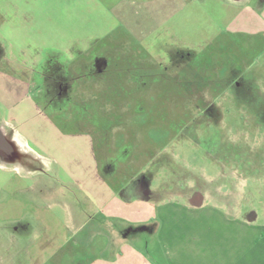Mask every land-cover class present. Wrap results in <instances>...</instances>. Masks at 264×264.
I'll use <instances>...</instances> for the list:
<instances>
[{"label": "crops", "instance_id": "1", "mask_svg": "<svg viewBox=\"0 0 264 264\" xmlns=\"http://www.w3.org/2000/svg\"><path fill=\"white\" fill-rule=\"evenodd\" d=\"M196 2L205 7L204 0H157L156 11L163 15L176 13ZM39 3L0 0V125L11 144L0 160V264H114L121 254L125 256L132 247L148 244L153 237L157 244H170L174 256L188 252V264H264V258L245 261L241 254L230 259L226 255L219 261L211 259L212 252L226 253L227 246L234 245L236 253L241 252L240 246L243 252L247 250L245 231L254 238L248 250L260 236L264 251V234L251 226L246 228L245 216H241V204L249 196L245 182H219L203 173L199 178L173 180L163 186L149 183L145 169L130 171L138 162L135 156L115 147L114 135L122 128L107 129V142L100 145L93 132L67 130L55 119L53 113L57 111L49 114L44 110L56 109V97H62L64 92L73 93L68 95L77 105L94 102V96L85 98V93L95 91L98 84L86 85L85 78L101 81L105 73L62 67L59 71L67 72L62 74L65 79L59 89L52 90L56 94L45 106L37 101L35 95L44 90L33 76L28 83L22 81L21 70L36 66L41 59L39 51L57 49V44L63 46L58 47L59 51L68 54L71 61L80 60L82 55L71 49L85 39L80 33L55 37L52 42L45 41L42 34L41 38H35L34 32L27 35L26 31L36 25L38 13L49 11V6L44 10ZM208 3L211 10L222 13L220 21H211L210 27L219 26L224 33L190 43L191 49L199 43L208 53L211 48L218 51L208 57L200 55L208 63L214 62L216 68L195 65L192 69L191 65L188 72L189 86L200 92L198 98L206 109H212L194 117L193 122L222 125L233 118L235 123L258 122L257 115L249 118L237 112L235 118L236 112L228 110L232 108L231 100L238 102V98L231 95L222 100V95L246 93L249 98L254 87L261 89L256 92H264L263 69H252L240 76L233 70L237 64L234 60L245 53L256 51L257 59L264 56V0H207ZM109 11L132 27L127 17L133 10L125 2ZM227 50L235 54L225 55ZM210 93H214V100ZM241 106L244 104L238 105ZM70 121L69 116L64 118L65 124ZM169 234L171 239L167 240L165 235ZM97 237L102 238L100 256L84 262L88 258L84 253L94 246Z\"/></svg>", "mask_w": 264, "mask_h": 264}, {"label": "rangeland", "instance_id": "2", "mask_svg": "<svg viewBox=\"0 0 264 264\" xmlns=\"http://www.w3.org/2000/svg\"><path fill=\"white\" fill-rule=\"evenodd\" d=\"M36 1L37 5L41 1L39 4L44 10L49 6V11L38 13L36 25L26 31L27 35L34 32L35 38H41L39 34H42L47 42H52L55 37H72L76 33L85 38L82 44L71 49L74 54L82 55L80 60L71 61L68 54L59 51L60 45L57 44V49L47 47L39 51L41 59L36 66L21 70L22 81L28 83L33 76L44 90L35 95L37 101L46 105L56 94L52 90L59 89L65 79L62 74L65 75L70 67L105 73L100 77L101 81L90 76L85 78L86 85H99L95 86V91L85 93V98L93 95L94 102L77 105L69 98L68 94L73 93L64 92L62 97H56L58 105L53 104L56 109L46 107L44 110L49 114L57 111V114L53 113L55 119L67 130L93 132L100 145L107 142V129L114 126L122 128L114 135L115 147L135 156L138 162L130 171L145 169L149 183L153 181L155 185L163 186L173 180L199 178L203 173L219 182L229 183L235 179L245 182L249 196L244 195L247 198L240 210L241 216H245V227L251 226L252 230L259 229L260 234H264V92H256L261 89L254 87L255 92L249 98L246 93L227 92L222 95V100L225 97L230 99L231 95L238 98V102L231 100L232 108L228 110L236 112L235 118L237 112L249 118L257 115L258 122L235 123L234 118L231 123L222 125L193 122L194 117L212 109H206L198 98L200 92H194V87L189 86L188 72L191 65L192 69L195 65L197 68H216L214 62L208 63L200 55L208 57L218 51L211 48L208 53L199 43L191 49L190 43L194 39L198 42L220 37L224 31L217 26L218 23L217 27L210 26L211 21H220L222 13L218 9L211 10L207 0H204L206 8L196 2L182 11L165 15L156 11L157 0ZM123 2L133 10L127 17L133 28L109 11ZM20 32L24 33V30ZM192 52H196V59ZM255 53H245L243 58L234 60L237 64L233 70L238 72V76L252 69L264 70V56L257 59ZM224 54L235 53L227 50ZM62 67L66 69L59 71ZM25 72L30 75H25ZM92 85L87 87L92 90ZM210 94L214 100V93ZM242 103L244 107L239 108ZM68 116L71 121L65 124L64 118ZM0 130H3L2 125ZM249 235L245 231L244 247L247 250L244 252L242 246L240 253L233 251L234 245L227 246L226 253L212 252L211 259L219 261L223 256L230 259L239 254L245 261L264 258L260 247L263 237L258 236L256 242L252 241L253 247L248 250L254 239ZM165 238L170 240L171 235H165ZM101 240L97 237L94 246L84 251L88 257L84 262L100 256L98 247ZM149 240L148 244L132 247L129 254H121L114 264H188V252L174 256L170 244H157L155 237ZM97 259L101 260V257Z\"/></svg>", "mask_w": 264, "mask_h": 264}, {"label": "water", "instance_id": "3", "mask_svg": "<svg viewBox=\"0 0 264 264\" xmlns=\"http://www.w3.org/2000/svg\"><path fill=\"white\" fill-rule=\"evenodd\" d=\"M9 144L10 142L8 141L4 133L0 130V157L7 155V153L9 152L10 145H11Z\"/></svg>", "mask_w": 264, "mask_h": 264}, {"label": "flooded vegetation", "instance_id": "4", "mask_svg": "<svg viewBox=\"0 0 264 264\" xmlns=\"http://www.w3.org/2000/svg\"><path fill=\"white\" fill-rule=\"evenodd\" d=\"M0 160H1V157H0Z\"/></svg>", "mask_w": 264, "mask_h": 264}]
</instances>
